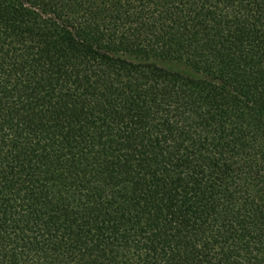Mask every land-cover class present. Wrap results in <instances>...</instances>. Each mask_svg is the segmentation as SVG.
Wrapping results in <instances>:
<instances>
[{
	"label": "trees",
	"instance_id": "trees-1",
	"mask_svg": "<svg viewBox=\"0 0 264 264\" xmlns=\"http://www.w3.org/2000/svg\"><path fill=\"white\" fill-rule=\"evenodd\" d=\"M0 264H264V0H0Z\"/></svg>",
	"mask_w": 264,
	"mask_h": 264
},
{
	"label": "rangeland",
	"instance_id": "rangeland-1",
	"mask_svg": "<svg viewBox=\"0 0 264 264\" xmlns=\"http://www.w3.org/2000/svg\"><path fill=\"white\" fill-rule=\"evenodd\" d=\"M170 65H171V66H173V67L179 68V66H177V65H174V64H173V65H172V64H170Z\"/></svg>",
	"mask_w": 264,
	"mask_h": 264
}]
</instances>
